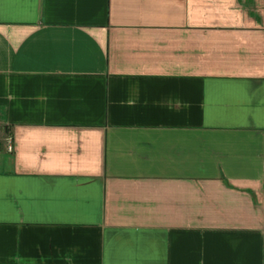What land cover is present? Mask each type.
<instances>
[{
	"label": "crops",
	"instance_id": "1",
	"mask_svg": "<svg viewBox=\"0 0 264 264\" xmlns=\"http://www.w3.org/2000/svg\"><path fill=\"white\" fill-rule=\"evenodd\" d=\"M0 264H264V0H0Z\"/></svg>",
	"mask_w": 264,
	"mask_h": 264
},
{
	"label": "built area",
	"instance_id": "2",
	"mask_svg": "<svg viewBox=\"0 0 264 264\" xmlns=\"http://www.w3.org/2000/svg\"><path fill=\"white\" fill-rule=\"evenodd\" d=\"M6 141H7V150L11 151L12 150V137H11V135L7 136Z\"/></svg>",
	"mask_w": 264,
	"mask_h": 264
}]
</instances>
